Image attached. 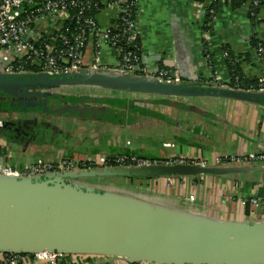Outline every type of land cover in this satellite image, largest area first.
I'll use <instances>...</instances> for the list:
<instances>
[{
	"label": "crops",
	"instance_id": "obj_1",
	"mask_svg": "<svg viewBox=\"0 0 264 264\" xmlns=\"http://www.w3.org/2000/svg\"><path fill=\"white\" fill-rule=\"evenodd\" d=\"M209 4L211 13L206 12ZM137 10L143 64L150 70L161 65L176 71L181 85L188 83L185 89L178 94L131 92L118 97L114 88H90L86 93L71 86L66 94H58L43 84H14L10 77L0 76V117L5 120L0 129V162L19 170L38 161L57 163L64 158L99 165L123 154L186 157L212 169L235 170L177 176L171 184L160 176H80L67 181L218 221H245L251 207L239 202L251 198L258 199L264 213V161L228 164L231 159L264 155V105L220 94L213 84L214 76L224 83L231 78L224 52L238 62L247 81L264 77V63L257 60L252 47L255 37L264 46V7L253 21L247 7H238L232 0L202 4L138 0ZM96 20L107 28L112 12L103 11ZM34 30L55 40L53 26L39 23ZM93 52L90 41L84 67L91 65ZM99 52L104 65H117L116 51L100 45ZM112 261L66 255L58 264Z\"/></svg>",
	"mask_w": 264,
	"mask_h": 264
},
{
	"label": "water",
	"instance_id": "obj_2",
	"mask_svg": "<svg viewBox=\"0 0 264 264\" xmlns=\"http://www.w3.org/2000/svg\"><path fill=\"white\" fill-rule=\"evenodd\" d=\"M2 67L0 76L10 77L14 84L41 83L51 90L114 88L118 97L131 92L178 94L181 86L188 85L97 69L52 80L45 75L9 76L3 74ZM214 89L237 100L264 105V92ZM224 170L235 168L157 166L40 178L0 177V256L50 252L116 258L130 264H264V218L218 221L67 181L80 176L198 177L221 175Z\"/></svg>",
	"mask_w": 264,
	"mask_h": 264
},
{
	"label": "built area",
	"instance_id": "obj_3",
	"mask_svg": "<svg viewBox=\"0 0 264 264\" xmlns=\"http://www.w3.org/2000/svg\"><path fill=\"white\" fill-rule=\"evenodd\" d=\"M235 1L243 2L241 7H247L248 17L252 21L256 18V9L264 7V0ZM211 2H218V0H211ZM137 6L138 0H0L2 72L9 76L45 75L52 77L77 75L83 69H97L114 71L119 75L152 77L163 84L179 85L181 82L176 71L161 65L150 70L143 64L137 37L139 18ZM108 10L112 12L111 24L107 28H101L96 16ZM39 23L53 26L55 29L53 42L42 33H36L34 26ZM256 40L258 41L255 47L256 58L264 63L263 42L257 38ZM90 41L93 42L94 57L91 65L84 67V51ZM100 45L118 53L117 65L102 64ZM224 56L228 58V52H224ZM213 84L217 88H229L236 91L264 92V77L248 83L243 76L234 71L228 83L222 82L219 76H214ZM84 91L88 93L90 88ZM55 93L66 94L67 88L55 89ZM4 124L5 120L0 117V129L4 127ZM260 161H264V155L231 159L228 164L236 167ZM109 162L116 164L117 169L206 166L203 162L200 163L186 157L147 158L123 154L104 160L99 164L101 167L96 162L77 164L70 158H64L57 163L38 161L19 170L8 168L0 162V177L40 178L65 173L94 172L108 169ZM167 180L171 184V178ZM239 203L242 206H259L256 198L242 200ZM256 219L258 218H251L249 221ZM61 258L62 255L50 252L29 255L3 254L0 256V264H58ZM110 264L130 263L114 258Z\"/></svg>",
	"mask_w": 264,
	"mask_h": 264
},
{
	"label": "trees",
	"instance_id": "obj_4",
	"mask_svg": "<svg viewBox=\"0 0 264 264\" xmlns=\"http://www.w3.org/2000/svg\"><path fill=\"white\" fill-rule=\"evenodd\" d=\"M205 1L206 2H209V3H212L211 2V0H199V2L200 3H205ZM235 4H236V6H238V7H240L241 5H242V1H240V2H236L235 0H232ZM208 6H210V7H208L207 9V13H211V10H212V5H208ZM258 10H259V8H257L256 9V11H257V13H258ZM207 18H209L208 16H207ZM208 20V19H207ZM210 20V19H209ZM257 43H258V41L256 40V38H253L252 39V47L253 48H255L256 47V45H257ZM138 54H140V52H138ZM227 63H228V67H229V69H230V72H231V74L233 73V71L234 72H237V73H239L241 76H242V74H241V71H240V67H239V65H238V62H236L235 60H233L230 56H229V54H228V58H227ZM64 76V75H63ZM63 76H58L59 78H61V77H63ZM55 77H57V76H54V77H52V78H50L49 77V79H55ZM246 80V79H245ZM31 81H34V79H31ZM248 83H253V82H249V81H247ZM41 84V83H40ZM182 88H184L183 86H182ZM185 89V88H184ZM183 90V89H182ZM116 164H114V163H112V162H109L108 163V169H115L116 168ZM117 169V168H116Z\"/></svg>",
	"mask_w": 264,
	"mask_h": 264
},
{
	"label": "rangeland",
	"instance_id": "obj_5",
	"mask_svg": "<svg viewBox=\"0 0 264 264\" xmlns=\"http://www.w3.org/2000/svg\"><path fill=\"white\" fill-rule=\"evenodd\" d=\"M250 214L248 216H246L245 221H249L251 218H259L261 219L262 217H264V213L261 212V210L259 209V207H251L249 210Z\"/></svg>",
	"mask_w": 264,
	"mask_h": 264
}]
</instances>
